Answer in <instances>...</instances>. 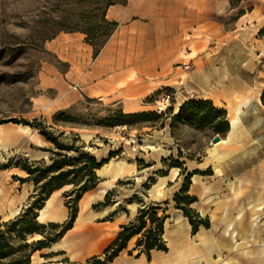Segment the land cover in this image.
<instances>
[{"label":"rangeland","instance_id":"374dc122","mask_svg":"<svg viewBox=\"0 0 264 264\" xmlns=\"http://www.w3.org/2000/svg\"><path fill=\"white\" fill-rule=\"evenodd\" d=\"M122 1L0 0V125H22L24 120L36 119L37 123L53 126L54 133L61 141L83 146L92 154L97 152L99 146L106 144L114 133H120L127 146H135L138 150L143 145L141 139L146 133L167 122L178 147L176 158L183 163H202L201 171L210 173L206 174V180L210 184L209 191L205 195L200 193L198 197L195 194L197 202L190 205L203 218H209L208 229L200 227L193 234L188 219L174 201V194L179 192L185 174L181 176V185L175 192L170 187L168 190L165 184L159 191L154 187L148 190L141 185L138 195L144 204L158 206V213L166 215L163 237L168 250L153 251L148 260L144 254L137 255V237H133L128 248L111 264H222L225 260H234L244 251L257 250L264 242V218H261L262 214L257 217V223L262 225L260 235L250 226L248 219L252 212L245 208L260 202L264 204V108L255 100L258 93L264 91V58L257 55L256 46V39L264 36V10H257L250 15L253 4L258 0H240L236 8H231L229 0H213L214 5L205 8L190 3L188 17L182 19L186 24L185 29H181L179 23L174 25L170 37L155 35L158 34L157 31L166 29L168 21L165 19L157 23V31L147 18L137 20L128 30H124V23L117 22V28L108 38V46L112 47L108 56L114 59L120 55L125 67H133L128 75L130 82H146L156 88L153 94L142 101L149 103L148 110L145 111L154 112V99L162 93L171 94L170 107L165 113L159 114V120L133 122L127 126L113 121L118 111L123 112L119 104L90 98L81 87H78V91L72 90L76 83L68 75L64 76V80L61 79L58 89L45 87L42 74L47 63L59 73L68 71V62L60 60L50 48L52 39L57 35L66 37L60 43L65 54L72 47L74 50L86 51L89 46L84 44L86 35L81 29H97L100 33L107 30L103 19L111 21L107 16L108 8L122 4ZM241 11L247 14V18H242L244 14L240 15ZM158 25L161 29H158ZM91 48L93 51V47L89 49ZM93 62L94 59L86 62L84 73L91 68ZM196 69L206 77L205 83L199 81L198 85L194 80L188 81ZM137 70L139 78H136ZM84 73L79 72V78ZM213 74L215 79H210ZM201 93L205 97H215L217 104L225 102L229 108L230 97H254L244 110L242 119L249 132L247 138L245 139L243 131L238 132L240 140L248 142V146L242 150H234L236 153L229 160L230 173L226 177L216 175L213 162L207 159L208 149L214 144L211 139L216 135L210 127L198 129L195 125L180 122L174 123L172 128L169 125L171 117L181 104ZM54 97H64L68 106L63 109L57 108L62 106L61 103L53 106L51 99ZM72 97L79 98L72 103ZM55 116L67 119L68 123L65 126L56 125L53 121ZM161 121H164L163 125ZM58 131H64V134H59ZM83 133L90 135V138L84 140L81 136ZM220 137L223 139L226 136ZM54 151L52 145L45 153V164L51 163ZM68 155L73 153L68 152ZM9 159L21 163L26 159L27 163H34L22 152L4 148L0 144V167L7 164ZM14 167L9 165L7 168H0V173L8 174ZM16 168L17 174L13 172L10 179L17 181L13 175L27 176L26 171ZM81 175L80 173V179H84ZM68 178H72V174ZM239 179L243 184L233 192L231 181L237 182ZM28 182L33 185V195L35 184L33 181ZM156 182L159 184L161 180L157 179ZM71 187H65L64 191ZM122 188L125 189L121 190L122 195L129 192L127 190L132 188L131 178L124 181ZM188 193L194 195L190 186ZM119 198L122 201L118 206L120 210L126 202L122 200V196ZM32 199L29 197L17 215L8 219L4 215L3 218L0 217V221L14 219L31 204ZM67 199L64 197V202ZM227 203L231 206L227 212L228 218L235 217L241 208L246 211L244 220L237 229L236 243L239 246L232 249L222 246L219 239L223 227L219 224L216 227L220 208ZM199 235L214 246L208 248V244L202 243ZM222 240L229 242L226 238ZM200 245L202 246L199 247ZM191 248L196 250L187 257L184 251ZM128 251L132 253L129 254ZM200 258L201 262H197ZM46 261L49 260L37 254L32 259L34 264Z\"/></svg>","mask_w":264,"mask_h":264},{"label":"crops","instance_id":"0c3cea01","mask_svg":"<svg viewBox=\"0 0 264 264\" xmlns=\"http://www.w3.org/2000/svg\"><path fill=\"white\" fill-rule=\"evenodd\" d=\"M190 3L202 8L214 5L213 0H127L125 4L110 6L107 10V16L120 24L124 23V30H128V28L134 26L136 24L134 22L137 20L147 18L150 23L154 24V30L157 31V23L165 19L168 21V25L165 26L166 29L157 31L158 34L155 35L157 37H170L173 34L174 25H178L179 23L180 28L185 29L186 24L183 23L182 19L183 17H188ZM257 10H264V0H258L253 4L250 15ZM245 17L247 18V14H244L242 18ZM158 29H161L160 25H158ZM65 38L57 35L49 43V46L55 51L56 56L60 60L68 62V71L59 73L54 66L47 63L42 71L45 87L58 89L61 79L64 80V76L68 75L76 83L73 85L72 90L78 91V87H81L86 96L119 104L124 113L148 110L149 103H143L142 101L153 94L156 88L146 82H130L128 80L129 71L133 67H125L120 55L114 59L108 56L112 50V47L108 46L110 39L101 49L100 53L94 57L92 48L89 49L92 46L86 42L84 44L89 46L86 51L74 50V47H72L65 54L63 48L60 47L61 40ZM256 41L257 55L264 58V36L256 39ZM89 59H94V62L91 68L84 73L86 62ZM197 69L194 75L188 78V81L194 80L199 85V81L206 82V77H203ZM79 72L84 73L81 78H79ZM137 72L138 70L135 73L136 78H139ZM209 78L215 79V75L213 74ZM210 79L208 81H211ZM78 98L72 97V103L76 102ZM237 98L230 97L229 102L231 106L229 108L225 102L217 104L215 97H205L202 93L196 97H191V99H210L215 106L224 108L227 111V118L230 124L229 131L232 129L229 120L232 113L231 110L243 101L244 98H248L241 105V110L238 113V122L236 123L238 129L237 139L230 143L220 141L214 143L212 146L220 152L225 151L227 153L219 162V175L222 177H226L230 173L229 160L235 155L236 152L234 150H242L248 146V142L240 140L238 132L240 130L243 131L246 134L245 139L247 138L249 132L242 119L244 118V110L248 108L249 103L254 97ZM255 100L258 105L264 108L257 99ZM51 103L53 106L61 103L62 106H57L58 109L68 106L64 97H54L51 99ZM141 141L143 145L137 150L135 146H127L123 142V137L120 133H114L109 137L106 144L99 146L96 153H92L96 158L103 159L108 156L110 151L120 152L119 155L111 158L106 164L96 169L98 183L94 188L86 191L81 196L73 226L48 247L34 252L31 258L37 254L39 257L49 260L45 263L43 262V264H59L64 258H68L71 261H84L92 255L100 254L115 237L120 226L134 219L137 208L140 205L137 202H129V198L139 193L138 189L150 176L157 177L155 183L151 186L152 188L157 185V179L161 180V182L164 181L166 188L168 187L169 190L170 187L173 192L180 187L181 176L183 175L181 174L182 169L164 167L162 164L163 158H167L170 155L176 157L178 153V147L174 143L168 123L165 122L164 126L149 131L143 136ZM0 144L4 148L22 152V154L32 161L45 160L47 158L45 153L53 145L36 128L25 124L0 125ZM140 160L143 164L138 162ZM201 164L193 163L192 161L184 162L183 169L186 173L202 170ZM163 167L167 169L166 175L155 173ZM17 169L16 167L12 168L8 174L0 173L1 218L4 215H6L7 219L15 216L14 210L17 208L21 209L32 194L33 185H30L29 182L20 184L9 178L13 172L17 174ZM175 169L177 171H174ZM173 174L174 178L172 179L171 176ZM216 175L218 174L216 173ZM206 176L193 174L191 177L190 191L194 192V195L196 194L197 197L200 193L205 195L209 191L208 189L205 192L210 186L206 180ZM229 177L231 178V176ZM129 178H131L132 188L127 190L129 191L128 193L122 195L121 190H125L122 188L124 181L129 180ZM194 178H197V183L194 182ZM151 187L148 190H151ZM108 191L116 193L111 198L112 204L94 208L93 205L103 201ZM63 192L64 189L55 190L45 200L43 207L37 210L38 222L44 224L49 222L61 223L67 219L69 209L65 205ZM119 196H122V200L126 202L123 209L120 210L118 206L122 201ZM112 213L113 215L111 216Z\"/></svg>","mask_w":264,"mask_h":264},{"label":"trees","instance_id":"16d2710c","mask_svg":"<svg viewBox=\"0 0 264 264\" xmlns=\"http://www.w3.org/2000/svg\"><path fill=\"white\" fill-rule=\"evenodd\" d=\"M126 1L123 0L122 4H125ZM239 1L229 0L231 8H236ZM242 14H244L243 11L240 12V15ZM103 23L106 25L107 30L101 33L97 29H81L86 35L84 41L93 47L94 57L100 53L108 38L118 26V23L114 20L103 19ZM260 100L264 106V91L261 93ZM160 118L161 115L153 111L134 113L118 111L113 121L118 125L129 126L133 122H154ZM35 121L36 119L31 121L24 120L22 124L36 128L47 141L52 143L55 148V156L51 157V163L49 164H45L44 160L33 161L34 163L29 164L26 159L22 163L9 159L7 164H3L0 167L7 168L9 165L20 167L26 171L27 176L19 177L13 175V178L20 183L33 181L35 184V193L30 196L33 198L31 204L14 219L0 221V264H34L31 258L34 252L48 247L73 226L81 196L98 183L96 169L120 153L119 151H110L106 158L98 159L86 151L83 146L67 144L61 141L59 136L54 133L53 126H47L42 122L37 123ZM53 121L56 125L65 126L68 123L67 119H61L57 116L53 118ZM176 122L189 123L195 125L198 129L210 127L214 133L223 137L226 136L230 129L227 111L224 108L215 106L210 99H188L184 101L176 114L171 117L170 128ZM163 124L164 121H161V125ZM58 132L59 134H64V131ZM68 152L73 153V155H68ZM138 162L143 164L141 160ZM162 164L164 167L181 168V174H185L179 192L174 194V201L184 217L188 219L192 227V233L195 234L200 227L208 229L210 227L209 218H203L190 207L192 203L197 201V197L189 194L188 190L193 174L206 175L210 173L201 170L186 173L183 169V161L172 155L163 158ZM164 167L158 169L155 173L166 175L167 169ZM80 173L84 176V179H80ZM70 174H72V178H68ZM155 180V176H150L143 184V188L150 189ZM66 185L72 186L63 192L64 197L68 198L65 201V205L69 209L67 219L61 223L49 222L44 224L38 222L37 210L43 207L45 200L49 198L53 191L59 190ZM113 193V191H108L104 200L93 205V207L97 208L112 204L110 196ZM129 202L141 204L137 214L129 223L120 226L119 231L102 253L92 255L84 261H71L68 258H64L59 264H111L121 252L128 248V243L133 237H137L135 245L139 248L138 256L144 254L150 260L153 251L166 252L168 247L163 237L166 215L158 213L160 207L153 204H144L143 199L138 194L132 195L129 198ZM36 235L40 237L35 238ZM128 253L131 254L132 252L128 251Z\"/></svg>","mask_w":264,"mask_h":264},{"label":"bare ground","instance_id":"6f19581e","mask_svg":"<svg viewBox=\"0 0 264 264\" xmlns=\"http://www.w3.org/2000/svg\"><path fill=\"white\" fill-rule=\"evenodd\" d=\"M261 93L262 92H259L257 97H256L257 101L260 103H261V100H260ZM245 97H248V96H245ZM247 100H248V98H244L243 101H241L237 106H235L231 110L232 113H231V117L229 118V120L231 122L232 129L229 131V133L226 135V137L221 139L220 141L230 143V142L235 141L237 139V130L238 129H237L236 123L238 122V113L241 110V105L244 102H246ZM81 136L84 138V140H88L90 138V135L85 134V133L81 134ZM226 154L227 153L225 151L220 152L214 147H212V148L210 147L208 149L207 159H209L213 162V166H214L215 172L217 174L220 173L219 162L226 156ZM174 171H177V169H175ZM171 178L172 179L174 178V174L171 176ZM194 182L197 183V178H194ZM242 184H243V182L240 179L237 182L231 181V184H230L231 190L233 192H235L236 187H241ZM163 185H164V181L157 184L154 187V189L159 191L160 188L163 187ZM68 186H70V185H66V186L62 187L61 189H64L65 187H68ZM208 189L209 188H207L205 190V192ZM229 205L230 204L227 203V204H223L221 206L220 213L218 215V219L216 220V227H218V224L222 225V227H223L221 238L219 239V241L222 243V246L223 247H230V249H232L235 247L237 248V246H239V244L236 243L237 229L239 228V225L241 224V222L244 220V217H245L244 214L246 211H243L244 209L241 208L235 217L228 218L227 212H229V210L231 208V206L229 207ZM245 209L251 211L252 215H253V216L252 215L249 216V219H248L250 226L255 230V232L257 234L261 235V232H262L261 226L262 225L257 223V221H258L257 217L262 214L261 218H264V214H263L264 213V204H263V202H260V203L256 204L255 206L249 205ZM20 211H21V209L17 208L14 210L13 213L15 215H17ZM217 231L219 232V229ZM38 237H40V236L39 235L35 236V238H38ZM199 237L202 239L201 240L202 243H204L206 245L208 244V248H211L214 246L213 243H208L206 239L204 240V237H202L201 235H199ZM222 238L228 239L229 242H226L227 240L225 242H223ZM201 246L202 245H200L199 247H201ZM194 250H196V249L195 248L186 249L184 251L185 255H187V257L190 256ZM218 257H220V253L218 254ZM197 262H201V258L199 260H197ZM222 264H264V242H263V244L259 245V248H257V250H255V251H244L241 254H238L234 260H232V261L225 260Z\"/></svg>","mask_w":264,"mask_h":264},{"label":"built area","instance_id":"2783aa9c","mask_svg":"<svg viewBox=\"0 0 264 264\" xmlns=\"http://www.w3.org/2000/svg\"><path fill=\"white\" fill-rule=\"evenodd\" d=\"M171 102V94L170 93H162L154 99L153 106H154V112L157 114L165 113L168 108L170 107Z\"/></svg>","mask_w":264,"mask_h":264},{"label":"water","instance_id":"95a60500","mask_svg":"<svg viewBox=\"0 0 264 264\" xmlns=\"http://www.w3.org/2000/svg\"><path fill=\"white\" fill-rule=\"evenodd\" d=\"M220 140H221V137L219 134L214 135L213 138L211 139L212 143H217Z\"/></svg>","mask_w":264,"mask_h":264}]
</instances>
